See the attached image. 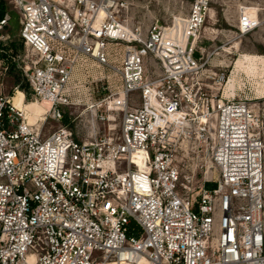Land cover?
<instances>
[{"label":"built area","instance_id":"obj_1","mask_svg":"<svg viewBox=\"0 0 264 264\" xmlns=\"http://www.w3.org/2000/svg\"><path fill=\"white\" fill-rule=\"evenodd\" d=\"M2 5L0 264H264V118L247 98L215 91L226 73L206 74L213 85L199 76L212 0H192L185 17L145 34L121 0ZM258 26L248 9L239 13L240 33ZM117 47L116 135L79 139L63 124L46 134L4 90L14 66L61 121L76 60L110 64ZM190 152L208 155L214 187L185 181L179 155Z\"/></svg>","mask_w":264,"mask_h":264},{"label":"rangeland","instance_id":"obj_2","mask_svg":"<svg viewBox=\"0 0 264 264\" xmlns=\"http://www.w3.org/2000/svg\"><path fill=\"white\" fill-rule=\"evenodd\" d=\"M127 4L124 18L133 27H140L145 34L147 28L156 22L171 24L176 18L185 17L192 0H121ZM10 7V5H9ZM248 9L259 19V26L242 34L237 29L239 13ZM12 20L9 28L19 30V17L11 11ZM180 17V18H179ZM205 48L202 61L208 60L207 66L200 70L199 76L205 83L213 85V80L206 74L226 73L229 77L223 85H214L215 91L224 97L234 94L250 101L254 109L264 118V0H212L205 30L198 42ZM31 59H37L28 52ZM123 48L111 51L110 64L99 63L87 56H80L75 62V70L69 84L68 94L72 104L64 108L61 121L46 116L43 122L46 134L53 132L61 124L71 128L76 138L93 140L104 135H116L120 130L122 111L116 105L122 95L123 81L120 73ZM205 69H210L211 72ZM23 80L20 87L19 83ZM6 93L15 95L24 93L27 101H33L29 84L21 72L10 69L2 76ZM25 84V85H24ZM25 87L27 89L24 90ZM218 88V89H217ZM226 91V93H225ZM138 99V95L134 94ZM42 121L38 124H41ZM183 177L192 188H199L204 183H214L219 172L212 168L208 172V155L204 153H185L179 155ZM215 185H209L214 187Z\"/></svg>","mask_w":264,"mask_h":264},{"label":"bare ground","instance_id":"obj_3","mask_svg":"<svg viewBox=\"0 0 264 264\" xmlns=\"http://www.w3.org/2000/svg\"><path fill=\"white\" fill-rule=\"evenodd\" d=\"M103 16L104 13H102V17ZM28 52L32 53L35 57L37 56V53L31 49H28ZM25 96L26 95L24 93H17L16 95H14V104L20 111H23L25 113L26 117L28 118L31 124H37L43 127V122L47 119L45 115H47L50 104L47 102L42 103L36 100L29 102L26 100ZM40 120L42 121V123L38 124ZM212 168V163L209 161L208 172H210Z\"/></svg>","mask_w":264,"mask_h":264},{"label":"trees","instance_id":"obj_4","mask_svg":"<svg viewBox=\"0 0 264 264\" xmlns=\"http://www.w3.org/2000/svg\"><path fill=\"white\" fill-rule=\"evenodd\" d=\"M3 4V3H2ZM4 12H5V5H2L1 6V10H0V16H2L3 14H4ZM11 69L12 70H17L14 66H11ZM19 71V70H18ZM22 84H23V80L21 79V82L19 83V86L21 87L22 86ZM25 85V84H24ZM22 88H24V90L26 89L25 87H22ZM26 92H27V89H26ZM208 187H209V185H215V183H210V184H206Z\"/></svg>","mask_w":264,"mask_h":264}]
</instances>
